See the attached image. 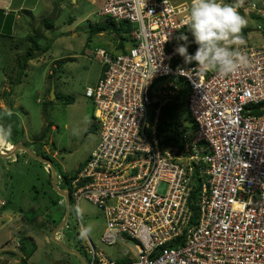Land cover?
<instances>
[{
	"label": "built area",
	"instance_id": "1",
	"mask_svg": "<svg viewBox=\"0 0 264 264\" xmlns=\"http://www.w3.org/2000/svg\"><path fill=\"white\" fill-rule=\"evenodd\" d=\"M143 3L102 2L100 16L130 25L121 33L130 44L116 54L96 50L101 75L84 96L99 140L62 179L78 223L85 199L104 216L102 243L119 248L106 255L87 236L88 262L264 264V44L241 47L249 63L234 75L173 66L191 1ZM248 6L264 17V0ZM182 82L191 124L169 141L173 131L159 137L157 123L163 104L180 103Z\"/></svg>",
	"mask_w": 264,
	"mask_h": 264
},
{
	"label": "rangeland",
	"instance_id": "2",
	"mask_svg": "<svg viewBox=\"0 0 264 264\" xmlns=\"http://www.w3.org/2000/svg\"><path fill=\"white\" fill-rule=\"evenodd\" d=\"M39 2L32 15L20 14L15 19V14L9 11L11 16L8 20L0 15V24L6 22L7 26L12 18L15 19L11 21L10 33L8 27L0 29L4 35H0V122L14 118L16 138L31 149H40L52 157L57 171V186L65 188L62 174L75 173L99 140V122L93 117L92 100L84 96L86 87H93L101 75V60L95 52L102 48L116 54L130 43L123 40L122 46L118 47V39L109 27L90 34L94 24L105 23L106 18L98 14L103 0ZM44 18L52 22L51 29L45 27ZM245 18L248 21L246 43L252 46L264 44V17ZM258 26H262L263 31H259ZM180 34L188 39L192 36L188 26ZM28 35H35L38 43L48 45V49L29 60L20 73V59L17 58L32 44ZM180 87L182 97H179V107L172 118L178 129L182 124L186 127L191 124L186 108L188 90L184 82ZM63 95H72L73 102H64L61 99ZM8 112L11 115H7ZM173 132L177 133V129ZM12 148L13 141L10 140L0 152L6 153ZM164 189L165 186L161 185L160 191ZM2 199L7 205H0V215L7 216L0 218V226L5 224L11 228L7 253L13 254L10 259L8 254L4 256L1 252L6 258L3 264H79L74 255L50 240L47 235L49 227L41 236L29 224L38 216V211L51 216L53 224L60 221L63 213V204L58 203L61 196L51 186V179L42 163L22 151L9 158L0 157V201ZM33 204L36 205L34 210L31 208ZM78 206L81 222L78 223L75 204L71 202L68 221L59 230L58 239L91 261L85 250L87 237H79L81 228L91 225L88 237L96 248L106 255L116 254L117 246H108L101 241L105 227L102 212L85 199H81ZM5 229L0 227V238L7 234ZM27 233L35 239V244L26 239ZM22 246L30 251L27 259L23 258L25 251Z\"/></svg>",
	"mask_w": 264,
	"mask_h": 264
},
{
	"label": "clouds",
	"instance_id": "3",
	"mask_svg": "<svg viewBox=\"0 0 264 264\" xmlns=\"http://www.w3.org/2000/svg\"><path fill=\"white\" fill-rule=\"evenodd\" d=\"M242 4L243 0H237L235 5L224 3L223 0H191L185 25L189 27L194 37V43L198 45L195 53H188V37L186 35L181 34L176 37L177 40L184 42L178 44L175 52L183 57L185 65L195 62L201 73L217 72L224 76L234 75L240 69L248 66V58L241 51V47L246 44L242 30L248 24L247 19L238 11ZM160 63L158 67H160ZM158 67L152 70L151 75L146 76L144 85L155 74ZM6 114L11 115L10 112ZM11 134L10 126L0 125V149L10 143ZM33 150L35 151V149ZM43 165L44 170L49 174L48 166ZM61 199L63 201L62 197ZM91 231V225L82 227L81 236L87 237Z\"/></svg>",
	"mask_w": 264,
	"mask_h": 264
},
{
	"label": "trees",
	"instance_id": "4",
	"mask_svg": "<svg viewBox=\"0 0 264 264\" xmlns=\"http://www.w3.org/2000/svg\"><path fill=\"white\" fill-rule=\"evenodd\" d=\"M223 2L235 5L237 3V0H223ZM248 5H249V0H243V4L238 8L239 12L242 13L241 15L244 16V17H248V18H257L258 16L255 14V12L247 9ZM25 11L28 12V10H25ZM0 15L5 16L7 18V20L9 19V16H11V14L9 15V12L6 15H4L3 10H1V9H0ZM105 18L106 19H105V23L104 24L96 23V24H94L91 27L90 34L91 33H99L105 27H109L115 33V36L117 37V39L118 38L120 39V41L117 43V45H118V47H121L122 46V44H121L122 41L123 40H127V37H123L121 35V33L122 32L123 33L124 32L127 33L129 31V29H130V25H127L126 23H123V22L116 23L110 17H105ZM1 19H2V17H1ZM43 23H44V25H45V27L47 29H51L53 27L52 26V22L49 21L48 18H44L43 19ZM11 24H12V22L9 21V24L7 26L9 33H10L9 27H10ZM0 29H1V24H0ZM247 32H248V29L245 27L242 30V35H243L244 39H246ZM179 33H181V31ZM179 33H178V36H179ZM0 35L4 36L1 33H0ZM35 37H36L35 35H28V38L32 41L31 42L32 44L30 45V47H28L26 49L24 54L20 56L21 58L20 57L17 58V59H20V61L18 63L19 64V68L18 69H19L20 73L22 72L23 69H25L27 67V64H28L29 60L35 58L37 55L45 52L48 49V45L41 46L38 43V41H37V39ZM182 43H184V42L176 40V41H174L173 46L177 47L178 44H182ZM197 47H198V45H196L194 43V37L191 36V38L188 39V49H187L188 53L189 54H194L196 49H197ZM172 65L173 66L185 65L183 57H181L179 54H176L174 59H173V61H172ZM101 69H102V67H101ZM51 74H53V73H50L49 75H51ZM61 99L64 102L69 104V103L73 102L74 97L72 95H63V96H61ZM178 107H179V103L177 101H175V100L167 101L165 104L162 105L161 110H160V114H159L158 123H157V133H158L159 137H164V134L165 135H169L171 133V131H173L176 128L174 122L172 121V118L175 115L176 109H178ZM14 124H16V122L14 121V118L13 119H9V120L5 119L3 122H0V125H3L5 127H9V126L11 127V131H12L11 140L13 141V143H16L17 141H19V139L16 138L15 133H14L15 131H13ZM175 135H176V132H173L172 136L170 138H168L169 141H170V139H174L175 140V138H176ZM24 144L28 145L27 143H24ZM35 151L37 153L47 157V158H51L47 153L41 151L40 149L39 150L35 149ZM62 177H63L64 180H66V175L65 174H62ZM196 191H197V188H195V190L191 193V200L192 201L195 200V198H196V193H197ZM57 201H56V203H57ZM54 203L55 202L53 201L52 204H54ZM193 207H191V208H193ZM63 212H64V205H63ZM41 213L43 214L44 212L42 211ZM62 216H63V213H62ZM26 236L27 235H25L24 237L26 238ZM26 239L28 241H30V243L35 244V242L32 239V237L27 236ZM22 248L25 251L24 252L25 258L28 257L30 255L29 254L30 251L27 250L28 248L27 249L24 248V246H22ZM34 249H36V247ZM33 250H31V252Z\"/></svg>",
	"mask_w": 264,
	"mask_h": 264
},
{
	"label": "water",
	"instance_id": "5",
	"mask_svg": "<svg viewBox=\"0 0 264 264\" xmlns=\"http://www.w3.org/2000/svg\"><path fill=\"white\" fill-rule=\"evenodd\" d=\"M51 95L54 97V91L51 90ZM22 151L29 157L37 160L38 162L42 164H46L49 168V177L51 179V186L53 189H55L56 193L63 198L64 203V214L62 219L56 223V225L52 228L49 236L50 240L56 242L59 244L65 251L68 253L74 255L79 264H90L85 257L81 254V252L74 248L67 247L62 241L58 239L56 234L59 232V230L64 227L68 221L69 214H70V201H69V192L65 188H59L57 186V171L56 168L52 162L51 158H47L41 154L36 153L33 149H31L28 145H25L22 141H17L13 144V148L10 151H6V153L0 152V157L9 158L14 156L17 152ZM46 213H44L45 215Z\"/></svg>",
	"mask_w": 264,
	"mask_h": 264
},
{
	"label": "crops",
	"instance_id": "6",
	"mask_svg": "<svg viewBox=\"0 0 264 264\" xmlns=\"http://www.w3.org/2000/svg\"><path fill=\"white\" fill-rule=\"evenodd\" d=\"M39 3H40L39 0H30V2L28 0H0V9L3 10L4 15H6L9 11H10V13L15 14V19H16V17H18L20 14L32 15L33 10L39 5ZM48 5H50V4H48ZM4 9H5V12L7 10H8V12L5 13ZM25 10H28V12ZM15 19L12 18L11 21H14ZM2 26H3V28L7 27L6 22L1 23V27ZM1 202L5 203V200L2 199L0 201V205L2 207H5L7 205L6 203L5 204L3 203L4 204L3 205ZM31 208H32V210L36 209V205H34V204L31 205ZM38 213H39L38 215L41 217V211H38ZM6 216H7V214H2V215H0V218L6 217ZM0 227L2 229L6 228L5 230H7V234H5L3 238H0V253L4 252V254H5L4 256H6L8 254L9 258L11 259L13 257L12 256L13 254L7 253V250H8L7 244L10 241L11 228H10V226L5 225V224H2ZM27 235L29 236L30 234L27 233ZM29 237H32V236L30 235ZM32 239L35 240L33 237H32ZM4 256L0 254V264H3L2 261H4L6 259V258H4ZM24 256H23V258H25ZM26 259H27V257H26ZM7 263H10V260H7Z\"/></svg>",
	"mask_w": 264,
	"mask_h": 264
},
{
	"label": "flooded vegetation",
	"instance_id": "7",
	"mask_svg": "<svg viewBox=\"0 0 264 264\" xmlns=\"http://www.w3.org/2000/svg\"><path fill=\"white\" fill-rule=\"evenodd\" d=\"M58 203H62L64 205L62 199L59 200ZM53 222L54 221L51 219V216H49L48 214H45V215L42 214L41 217L39 215L36 216L29 224L32 226L31 229H33L37 234L44 236L46 234L47 227H49V233L47 234L49 235L52 228L56 225V224H53Z\"/></svg>",
	"mask_w": 264,
	"mask_h": 264
}]
</instances>
